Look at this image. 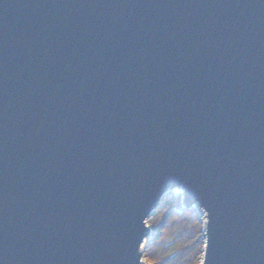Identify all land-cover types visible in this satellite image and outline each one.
<instances>
[{"label":"water","instance_id":"1","mask_svg":"<svg viewBox=\"0 0 264 264\" xmlns=\"http://www.w3.org/2000/svg\"><path fill=\"white\" fill-rule=\"evenodd\" d=\"M175 188L264 264V0H0V264H145Z\"/></svg>","mask_w":264,"mask_h":264},{"label":"trees","instance_id":"2","mask_svg":"<svg viewBox=\"0 0 264 264\" xmlns=\"http://www.w3.org/2000/svg\"><path fill=\"white\" fill-rule=\"evenodd\" d=\"M151 234L142 250L145 264H200L204 239L195 208L168 193L146 219Z\"/></svg>","mask_w":264,"mask_h":264},{"label":"bare ground","instance_id":"3","mask_svg":"<svg viewBox=\"0 0 264 264\" xmlns=\"http://www.w3.org/2000/svg\"><path fill=\"white\" fill-rule=\"evenodd\" d=\"M173 191L175 192V195H179L180 193H181V191H180V189H177V188H175V189H173ZM174 194V193H173ZM166 196V195H165ZM180 196V195H179ZM164 197V196H163ZM162 197V198H163ZM181 202V201H180ZM195 210L197 211L196 212V214L198 213V215L200 216V219L198 218V220L200 221V223H201V231H202V227H203V224L206 222V215H205V213L203 212V211H201V209H199L198 207H195ZM146 225H147V223H146ZM147 228L149 229V234H151V229L148 227V225H147ZM202 238L204 239V234H203V232H202ZM149 239V238H148ZM148 239H146V240H144V242L142 243V248H141V250H143V248L145 247V245H146V243H147V240ZM204 242H205V240H204ZM141 258H142V251H141ZM141 261L143 262V260L141 259Z\"/></svg>","mask_w":264,"mask_h":264},{"label":"rangeland","instance_id":"4","mask_svg":"<svg viewBox=\"0 0 264 264\" xmlns=\"http://www.w3.org/2000/svg\"><path fill=\"white\" fill-rule=\"evenodd\" d=\"M171 194H173V195H175V192H170ZM197 212V211H196ZM197 218H198V213H197ZM200 218V217H199ZM201 260H202V258H201ZM201 260H200V262H201Z\"/></svg>","mask_w":264,"mask_h":264}]
</instances>
